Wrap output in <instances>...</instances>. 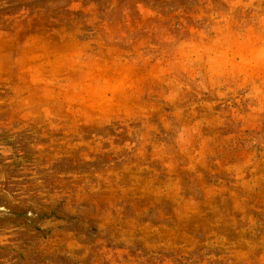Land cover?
Returning a JSON list of instances; mask_svg holds the SVG:
<instances>
[{
  "label": "rangeland",
  "instance_id": "rangeland-1",
  "mask_svg": "<svg viewBox=\"0 0 264 264\" xmlns=\"http://www.w3.org/2000/svg\"><path fill=\"white\" fill-rule=\"evenodd\" d=\"M0 264H264V0H0Z\"/></svg>",
  "mask_w": 264,
  "mask_h": 264
}]
</instances>
